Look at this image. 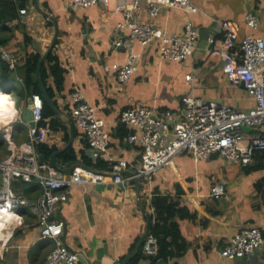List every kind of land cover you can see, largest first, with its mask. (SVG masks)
<instances>
[{
    "label": "crops",
    "instance_id": "0c3cea01",
    "mask_svg": "<svg viewBox=\"0 0 264 264\" xmlns=\"http://www.w3.org/2000/svg\"><path fill=\"white\" fill-rule=\"evenodd\" d=\"M71 2L39 0L41 9L42 5L47 6L49 12L42 10L58 22L54 51L64 69L61 86L51 82L55 94L53 102L62 116L58 118L54 114L45 119L44 126L51 129V119H57L61 124L59 130L52 129L53 133L44 142L49 148L62 150L67 146L71 135L68 123L71 122L75 134L71 147L77 158L86 150L87 140L71 119L70 94L75 87L80 88L89 104L97 107V116L106 123L110 145L104 161L112 165L120 160L129 162L131 167L124 171L127 176L137 167L141 156L138 147L125 141L126 130L120 128L124 126L119 123V117L130 106L181 111L182 98L190 95L240 111H248L255 106L253 97L243 87L233 86L228 81L227 64L220 57L211 55L210 50L223 38V21L238 24L240 40L245 36L264 40V0H191L198 9L190 17L199 37L190 58L183 62L165 61L157 52V44L146 48L136 46L140 56L138 71L126 83L116 79L117 68L127 61V54L113 47L115 28L123 19L115 9L116 1L113 0L109 8L99 5L88 9L73 8ZM148 7V2L141 3L142 22L167 34L182 33L188 19L185 11L162 9L151 17L147 14ZM22 9H27L26 16L19 14L18 20L0 27V39L8 38L0 49L5 48L20 56L14 80L4 89L10 95L22 91L26 54L35 52L43 55L55 33L53 20L37 11L33 0H29ZM249 11H259L257 30L245 24ZM189 74L193 78L187 81ZM30 97L21 99L18 107L12 97L19 114ZM17 123L26 128V139L19 143L13 140ZM2 127L4 134L0 133V142L5 143L9 153L3 151L0 160L11 154L8 138L15 146L29 139V125L24 120L15 121L13 118ZM258 133L261 134L251 129L245 132L244 137L249 139ZM123 134L126 136L122 137ZM5 136H8L4 139L6 142L2 139ZM56 160L64 166L58 157ZM72 167H66L64 172L69 173ZM110 181L108 178L104 183L75 187L69 200L60 204L56 211V218L65 222L64 244L88 264H120L127 257L132 258L129 262L132 264L136 245L146 230V213L152 216L153 222L151 199L156 192L179 201L195 215L192 219L177 220L187 248L181 257L170 260L143 253L137 264H251L244 258H223L220 251L247 227H259L264 236V155H255L249 168H243L218 155L197 162L183 153L176 156L169 166L160 169L151 181L134 180L129 187L110 184ZM18 183H15V190L20 192L22 187ZM219 183L225 185V194L214 199L210 196L211 188ZM25 184L26 196L38 198L41 194L39 185ZM24 214V225L10 231L3 239L4 243L0 244V264H43L55 246L53 240L41 238L35 217L29 212L24 211ZM258 253L264 264V247ZM152 258L155 261L152 262Z\"/></svg>",
    "mask_w": 264,
    "mask_h": 264
},
{
    "label": "built area",
    "instance_id": "2783aa9c",
    "mask_svg": "<svg viewBox=\"0 0 264 264\" xmlns=\"http://www.w3.org/2000/svg\"><path fill=\"white\" fill-rule=\"evenodd\" d=\"M112 1L72 0L71 7L88 9L103 5L109 8ZM114 1L115 9L122 14L123 19L115 28L113 47L127 54L126 64L116 70L118 82H128L138 71L140 56L136 46L146 48L157 44L161 60L171 62L188 60L196 49L199 33L190 16L198 9L191 0ZM143 1L148 2L147 14L151 17L162 9L185 11L188 19L182 33L167 34L142 22ZM19 14L24 17L28 11L21 9ZM245 24L257 30L260 25L259 11L247 12ZM221 30L223 38L214 45L210 54L220 57L227 64L228 81L233 86L243 87L253 97L255 106L248 111H240L192 95L182 98L181 111L158 110L144 105L130 106L121 113L119 123L129 130L125 141L138 147L141 156L139 164L129 176L124 175V171L131 164L124 160L112 165L109 171H92L83 164H76L69 173L43 161L37 146L44 143L53 130L49 126L39 125L44 120V101L41 95L32 94L30 99L35 126H29L28 141L15 146L8 136L2 138H8L11 154L0 160V217L14 216L0 231V243H4L3 239L10 231L24 225V211L29 212L35 217L41 238L55 242L43 264H81L79 255L72 252L62 240L65 222L56 218L59 205L69 200L75 187L104 183L108 178H111L110 184L123 187H129L134 180L151 181L160 169L169 166L176 156L183 153L197 162L218 155L243 168L251 164L257 152L264 153V40L255 36H245L240 40L238 24L232 21H223ZM0 56L9 70L15 72L20 56L5 48L0 49ZM192 78V74L186 76L187 81ZM70 105L71 119L87 140L86 156L93 163L104 160L108 155L110 138L106 123L97 116V107L86 101L78 87L70 94ZM27 106L28 103L20 114L16 110L15 121L23 120L22 113ZM3 128H0V133ZM245 128L261 134L247 139L244 137ZM16 182L37 183L41 194L36 199H30L15 190ZM225 189L224 184H216L211 188L210 196L220 199ZM263 247L262 230L250 226L237 233L221 249L220 254L223 258L236 260L253 255ZM141 250L145 255H157L158 240L149 235Z\"/></svg>",
    "mask_w": 264,
    "mask_h": 264
},
{
    "label": "trees",
    "instance_id": "16d2710c",
    "mask_svg": "<svg viewBox=\"0 0 264 264\" xmlns=\"http://www.w3.org/2000/svg\"><path fill=\"white\" fill-rule=\"evenodd\" d=\"M28 1L29 0H0V27L4 28L8 23L18 20L19 10L22 9L28 3ZM42 9L45 12H49L47 6L45 5H42ZM50 23L52 24L51 20ZM7 40L8 38L0 39V46L6 44ZM28 41L29 39L26 37V42ZM41 57L42 54L35 52L27 53L25 56L24 74L22 75L21 81L22 91H15V93L11 95L13 98H15L18 106L20 105V101L23 98L26 99L32 94L41 95L40 86L36 77L37 66ZM63 77L64 69L60 66L58 57L53 50L47 57L41 71V80L48 93V96L52 101L55 98V94L51 82H53L57 87H60L63 83ZM13 80L14 72L9 70L7 64L1 59L0 56V94L10 96L8 93H5L4 89L6 86L10 85ZM53 115V110L46 103H44V120L39 125L44 126L45 119H49ZM50 125L54 130H59L61 128L60 121L57 119H51ZM124 127L121 126L120 128H122L124 131L126 130L125 133L128 135L129 132H127V129ZM124 135L125 134H123L122 137ZM21 139H26V128L23 126V124L17 123L15 125L13 140L16 143H19ZM6 147L7 146L4 142H0V150L8 154L9 152L6 150ZM37 151L40 153L41 159L43 161L50 163L52 155L58 150L56 148H49L44 143H41L37 146ZM257 154L264 155V153L260 154L259 152H257L255 155ZM58 160L68 168L76 164H83L93 167L98 171H109L112 166V163L106 162L104 160H98L96 163H93L86 156L85 152H82L81 157L77 158L73 147L68 148L65 152L60 154L58 156ZM245 168H249V166ZM18 184H20L22 187L19 191L27 195L23 189L24 185L27 184L24 182H20ZM151 207L154 209V215L150 235L158 240V254L156 258L170 260L181 257L187 248V244L181 235L177 220L192 219L195 217V215L191 214L190 211L185 206H182L179 201H176L170 196L163 195L158 192L152 196ZM142 257L143 252L140 250L133 258L132 264H137ZM153 261H155V258H152V262Z\"/></svg>",
    "mask_w": 264,
    "mask_h": 264
},
{
    "label": "water",
    "instance_id": "95a60500",
    "mask_svg": "<svg viewBox=\"0 0 264 264\" xmlns=\"http://www.w3.org/2000/svg\"><path fill=\"white\" fill-rule=\"evenodd\" d=\"M33 2H34V5H35V8H36L37 11L41 12L42 14L48 16L50 19L53 20V25H54L55 33H54L52 42H51L48 50L42 55L41 59L39 60V63H38V66H37L36 76H37V81H38L39 86H40L41 96L43 98L44 103H46L53 110L54 114L58 118H60L62 116V113L57 108V106L54 104V102L50 99V97L48 96V93H47V91H46V89H45V87L43 85L42 80H41V71H42L43 64L45 63V61H46L47 57L49 56V54L54 50V47H55L56 42H57V39H58V33H59L58 22H57V20H55L54 18H52L50 15L46 14L41 9L39 0H33ZM31 105H32V100L29 98L28 99V106H27V108L23 112V120L30 127H34L35 126V123L33 121V118L34 117H33V111H32V106ZM68 124H69L70 129H71V135H70L69 142H68L67 146L64 149L56 151L52 155L51 161H50L51 164L54 167H56L57 169H59L60 171L66 170V167L65 166H62L60 163H58L56 159H57V157L60 154H62L68 148H70L72 146V143H73L74 137H75L73 124L71 122H69ZM244 130L245 131H251V128H245ZM85 167L87 169H89V170L96 171V169H94L93 167L86 166V165H85ZM139 190H140V184H139ZM146 215H147V226H146V230H145L144 234L142 235V237L140 238L139 242L136 245V253L135 254H138V252L142 249V247H143V245L145 243V240L147 239V237L150 235V232H151L152 216L149 213H146ZM79 259H80L81 264H88L86 262V260L84 258H82L81 256H79ZM131 259H132L131 257H127L120 264H129V262H130ZM244 260L245 261H250L251 264H262V262L259 260V253L258 252L255 253V254H253V255H250V256L245 257ZM255 260H256V263H255Z\"/></svg>",
    "mask_w": 264,
    "mask_h": 264
},
{
    "label": "clouds",
    "instance_id": "9594fccd",
    "mask_svg": "<svg viewBox=\"0 0 264 264\" xmlns=\"http://www.w3.org/2000/svg\"><path fill=\"white\" fill-rule=\"evenodd\" d=\"M15 101L12 97L0 94V124L9 123L16 116Z\"/></svg>",
    "mask_w": 264,
    "mask_h": 264
},
{
    "label": "bare ground",
    "instance_id": "6f19581e",
    "mask_svg": "<svg viewBox=\"0 0 264 264\" xmlns=\"http://www.w3.org/2000/svg\"><path fill=\"white\" fill-rule=\"evenodd\" d=\"M8 124V123H6ZM5 124V125H6ZM3 124H0V128H2ZM14 215H3L0 217V231L6 226L8 222L13 218ZM3 236V233H2Z\"/></svg>",
    "mask_w": 264,
    "mask_h": 264
},
{
    "label": "rangeland",
    "instance_id": "374dc122",
    "mask_svg": "<svg viewBox=\"0 0 264 264\" xmlns=\"http://www.w3.org/2000/svg\"><path fill=\"white\" fill-rule=\"evenodd\" d=\"M17 85H18V84H17ZM4 91H5V90H4ZM6 91H7V90H6ZM10 93H13V90H12V92H10ZM17 107H18V105H17ZM2 134H4V133H2ZM0 135H1V134H0ZM1 154H3V151L0 152V155H1ZM0 179H1V178H0Z\"/></svg>",
    "mask_w": 264,
    "mask_h": 264
}]
</instances>
